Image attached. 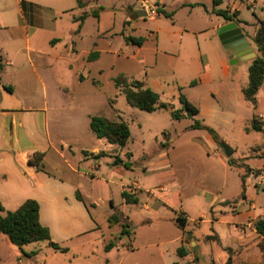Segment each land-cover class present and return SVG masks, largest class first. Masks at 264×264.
<instances>
[{"label": "rangeland", "instance_id": "1", "mask_svg": "<svg viewBox=\"0 0 264 264\" xmlns=\"http://www.w3.org/2000/svg\"><path fill=\"white\" fill-rule=\"evenodd\" d=\"M85 1L90 9L95 8L100 12V30L108 29L109 34L98 40L96 21L89 20L85 31L79 35L77 24L72 21L73 15L79 14L78 11L62 16L59 29L71 35L69 42L75 44L78 56L70 71L67 68L65 74H54L63 80V83L58 81L62 85L57 83L61 89L50 87L46 91L51 97L53 133L58 140H69L77 150H92L98 140L90 131L87 111L106 114L105 118L124 121L130 127L131 139L123 151L128 153L132 182L139 184L142 191L137 192L138 204L127 205L125 214L131 222L118 214L120 221L130 224V233L126 236L134 235L129 246L125 244L127 238L122 237V244L130 249L126 254H117L110 264H248L247 260L249 264H264L263 237L255 229V223L264 218V212L259 218H249L244 223V210L249 209L250 205L242 198L241 178L246 175V193L255 194V213H262L264 182L250 174L260 173L253 169L264 168V127L262 131H257L252 126L254 118L264 115V85L257 94V104L252 105L242 93L249 82L250 61H240L234 65L228 61L230 71L226 76L218 66L210 83H206L201 76V67L199 69L193 64L200 51L210 52L215 47L216 51L224 54L218 35L211 29L220 20L219 15L210 12L212 0H159L165 3L166 11L171 14H160L157 9L159 16L154 19L149 15L145 18L138 16L136 8L147 11L158 0H149L151 4L143 0ZM198 2H202L206 8L194 4ZM234 5L239 8V18L245 23L241 26L249 43L258 52L251 34L257 19L264 18V0H228V4L224 2L216 9L225 10ZM129 8L132 10L129 11ZM126 19L134 30L131 27L126 29L129 25ZM123 24L125 33L122 32ZM69 30L73 32L70 34ZM151 33L159 35L160 47L168 51L167 55H156L157 36H151ZM128 36L142 38L144 42L141 46L134 45L126 38ZM96 43L98 50L111 52H103L98 61L88 63L86 55L97 49ZM139 48L140 54L137 52ZM140 57H145V63ZM213 64L216 65L214 60ZM80 74L84 81H79ZM120 74L127 75L130 80L146 82L147 87L159 94L160 102L169 104L170 108H159L148 113L130 106L115 87L114 79ZM192 81H195L194 86L190 85ZM35 87L30 96L37 102L34 107L39 109L43 107L45 92L40 84ZM180 93L197 101L201 113L195 119H172L171 108H181ZM71 119H75L76 125H71ZM195 122L212 129L220 143L234 150L230 158L224 159L225 164L209 152L211 144L206 137L209 133L207 129L186 130ZM4 123L8 125V120ZM29 125L36 130L39 128L36 119H29ZM102 142L99 145L104 144ZM172 146L173 151L169 150ZM167 158L172 160L173 166L156 169ZM227 159L239 167L230 166ZM145 168L148 171L145 172ZM128 192L135 194L132 189ZM157 195L164 196L170 205L176 206L178 214L191 220L183 232L184 245L191 253L188 263L175 253L179 234L172 220L175 214L162 205L154 208L157 201L149 196ZM7 197L11 196H0V200L9 210L35 196H15L13 204L6 201ZM76 204L84 208L81 203ZM97 210V221L101 226H106L109 208L99 206ZM43 215L45 218L50 216L45 207ZM119 228V225H115L111 232L117 240L120 238ZM188 234L198 239L196 250H192L193 239H189ZM243 236H246L247 246L241 243ZM96 237L97 233H94L73 239L68 243L70 252L62 253L46 242L28 244L20 249L0 233V264H106L98 241L95 244L98 253L95 254L80 246L96 242Z\"/></svg>", "mask_w": 264, "mask_h": 264}, {"label": "crops", "instance_id": "2", "mask_svg": "<svg viewBox=\"0 0 264 264\" xmlns=\"http://www.w3.org/2000/svg\"><path fill=\"white\" fill-rule=\"evenodd\" d=\"M143 1L150 3L149 0ZM224 2L228 4V0H224ZM83 3L84 6L80 8L77 0H0V53L4 65L0 85V196H11L6 198V201L10 202L9 204H13L12 201L15 200V196H35L33 199L37 200L40 205V221L42 225L49 228L52 240L58 242V244L66 245L63 247L68 246V253L70 252L68 243L73 239H80L97 233L96 242H87L80 244V246L88 248L92 254H95L98 253V249L95 247L98 241L105 254L102 257L103 260L106 264H110L112 260H115L117 254L123 255L129 251L130 248L128 246L131 243V236L133 237L134 235L123 236L127 238L125 244H128V246L126 247L122 244V237L117 240L111 234L115 225L120 226L119 234H121L124 225L130 226V224L120 221L121 219L118 216V214L123 215L125 219L130 221L129 217L125 214L127 205L129 204L125 202L123 192L132 189L135 191L134 195L138 198L137 192L142 191V189L139 184L132 182L131 169L125 167V163L129 162L127 160L128 153H125L123 148L116 147L108 143L107 140L96 137L98 140L95 141L96 146L92 150H88L87 148L77 150L69 140L57 139L51 128V97L46 91L47 88L51 89L50 87L52 89H61L57 83L62 85L63 80L62 78L55 77L54 74L58 76L63 73L65 74L67 73V68L70 71L72 64L78 56L75 44L73 41L69 42L72 40L71 35L59 29V19L62 16L77 10L79 14H74L72 21L77 24L78 28V23L75 21L77 17L83 15L85 12L91 13L96 11L99 17L93 15L87 17L83 21L81 30L78 32L79 35L85 31L86 24L89 20L96 21L98 40L100 37H105L109 34L108 29L102 32L100 30V12L95 8L90 9L87 1L83 0ZM155 4L154 6L151 4V8L159 9L160 14L161 12L171 14L166 11L165 3L158 0ZM194 4L199 6L203 5L206 8V5L202 2ZM231 7H227L226 9L232 12H239V8L236 5ZM128 10L131 11L132 9L129 8ZM136 10H138V16L139 14H143L142 17H146L144 16V12H147L146 10H139L137 8ZM214 10L215 8L212 7L210 11L213 15L215 14ZM219 19L211 27L212 31L216 34L219 28L229 23V21L221 16ZM125 22L128 23L127 19ZM124 24L122 32H124ZM128 24L126 29L131 27L134 30V27L130 26V23ZM238 26L243 30L241 25ZM255 30L256 27L251 34L252 37L255 34ZM72 32L73 30H69L68 33L71 34ZM243 32L248 38L244 30ZM151 36L157 35L151 33ZM156 39V55H167L168 51L160 47L159 35ZM250 45L251 51H247V54L238 58V60L236 59L237 54L234 53V50L229 46L222 45L224 54L216 51L215 47L210 52L200 51L201 54L197 60H193V64L195 67H199V69L201 67V76L206 83H210L215 68L218 66L225 76L228 75L230 71L228 61L232 62V64L240 61H250L252 63L259 53L251 43ZM96 46L97 43L95 44ZM96 48V50L86 55L87 61L91 53L96 52L98 54V57L92 61V64L102 57L103 52H105L104 54L111 52L107 49L100 51L98 47ZM140 50L141 48L137 50L138 54H140ZM253 55H255V58ZM133 57H136V55ZM140 58H142V61L145 60V57ZM213 60L216 62V65L213 64ZM79 79V81L85 80L81 74ZM193 82L195 85V81H192L191 86H194L192 85ZM51 83L55 85H51ZM143 83L146 85V82ZM39 84L44 88V102L43 107L36 109L34 105L37 102L30 95L32 94L31 91L36 88L35 86ZM6 86L12 87L13 92H8L4 88ZM21 92L28 94L21 95ZM189 101L194 105L198 104L193 99H189ZM198 108L201 113L200 107ZM41 113H43V116H41ZM91 116L105 117L106 114L87 111L89 128ZM29 119H36L39 122V128L37 130L32 125H29ZM5 120H8V125L4 123ZM72 124L76 125L75 119H71ZM190 126L187 127V131L191 130L188 129ZM206 137L211 144L208 149L209 152H212L216 155L217 160L220 159L221 163L225 164L227 157L221 151L222 148L220 147L222 143L220 145L215 143L210 133ZM100 141H103L102 143L104 144L99 145ZM169 150L173 151V146ZM37 152L45 154L42 160V170H37L34 166L29 165L28 162L29 158ZM117 156L123 160V163L119 166L114 165ZM171 163L172 160L167 158L166 161L157 165L156 169L173 166ZM102 164L105 165L104 169L106 171H103ZM253 170H258L260 173L258 175L251 173L250 175H253L254 178L262 179L264 182V168H256ZM146 171L148 169L145 168ZM28 192L30 195H25ZM78 196H80V199ZM149 197L150 199L153 197L155 202L157 201V205H154V208L162 205L173 211L175 215L172 220L174 222L178 214L176 206L169 208L161 203L159 199L163 197L162 195ZM242 198L250 205L249 209L244 210V223L249 218H259L263 215L264 211L262 213H255L257 209L254 203V199L256 198L255 194L245 192V197L242 195ZM26 200L19 202L13 206V209L7 211H15ZM0 202L2 203L1 200ZM76 202L84 205V208H80ZM99 206L109 208L106 226H101L102 224L96 219V212ZM43 207L50 213V216L47 218L43 215ZM146 209H148V206H146ZM181 211L186 215L183 210ZM113 216L117 217L118 220L111 224L109 221ZM186 218L189 225L191 220L188 216ZM178 229V246L176 247L175 253L179 256L177 253L178 249L181 247L184 248L186 255L181 258L188 263L191 253L183 242V232L186 229L183 230L179 227ZM253 232H255V229ZM191 239H193L191 242L192 250H196L199 241L193 236ZM113 241H115V246L109 251H106V244ZM246 242V236H243L241 243L247 246ZM85 258L89 259L90 257L86 256ZM246 263L249 264L248 260Z\"/></svg>", "mask_w": 264, "mask_h": 264}, {"label": "trees", "instance_id": "3", "mask_svg": "<svg viewBox=\"0 0 264 264\" xmlns=\"http://www.w3.org/2000/svg\"><path fill=\"white\" fill-rule=\"evenodd\" d=\"M224 0H213V7L215 8L214 13L223 17L229 22H235L238 25L243 24L244 22L239 18V12L233 11L230 12L228 9H216L220 6ZM78 6L82 8L84 6L83 0H77ZM166 16V14L161 12ZM93 15L99 17L98 13H84L83 15L77 17L75 21L78 23L77 32L82 28L83 21ZM245 24V23H244ZM256 30L255 34L252 37V40L255 42L259 55L252 61V64L249 68V83L245 89H243V96L247 102L252 105L257 104V94L260 88L264 85V18L257 19L256 21ZM127 39L134 45L141 46L144 40L142 38L127 37ZM98 57L96 52L91 53L87 61L92 62ZM4 69L3 58L0 53V85H1V74ZM115 87L121 91L125 96L127 103L135 108H138L142 111L153 113L157 109H169L170 105L160 102V96L158 93L153 91L151 88L147 87L143 82L135 79H128L125 75L120 74L114 79ZM194 85V82L192 83ZM8 92L12 93L13 88L10 86L4 87ZM179 102L181 104L180 109L171 108V117L175 121H180L184 118L195 119L199 113V108L194 105L189 99L182 93H180ZM253 129L257 131H262L263 128L257 123L256 118L253 119ZM90 129L96 135L98 139H105L108 143L116 145L120 148H124L131 139V130L127 123L124 121H111L102 116H91L90 118ZM191 130L198 129H207L208 132L214 137L216 142L220 145V141L216 136L215 132L200 124L195 122L190 126ZM221 148V147H220ZM44 153H34L29 158V165L34 166L37 170H42V160L44 158ZM123 163V160L120 157H116L114 161L115 166H119ZM228 163L232 167L236 166L235 163L228 159ZM130 164L125 163V167L129 168ZM241 167V166H240ZM247 170H250L247 168ZM258 175V172L255 173ZM245 176L242 175L243 183V192L242 195L245 197ZM80 199V196H78ZM123 198L127 204H138L139 200L134 195L128 191L123 192ZM161 203L173 208L163 197L159 199ZM118 218L113 216L110 218V223L117 222ZM175 225L180 229H185L188 225V220L182 214H177L174 219ZM129 226L124 225L120 234V238L126 235H129ZM255 229L257 233L263 237L261 242L262 248L264 250V218L259 219L255 223ZM0 233L7 239L12 245L22 249L24 246L32 243L46 242L54 250L60 251L62 253H68L69 249L63 247L58 243H55L52 240L51 232L49 228L42 225L40 221V205L35 199H27L18 209L15 211H7L2 203L0 202ZM115 246V241L109 242L105 246V250L109 251ZM180 257H184L186 251L184 248H179L177 251ZM36 254V252H33ZM230 264V263H229Z\"/></svg>", "mask_w": 264, "mask_h": 264}, {"label": "water", "instance_id": "4", "mask_svg": "<svg viewBox=\"0 0 264 264\" xmlns=\"http://www.w3.org/2000/svg\"><path fill=\"white\" fill-rule=\"evenodd\" d=\"M139 16H143V14H139ZM144 16H147V12H144ZM217 34L223 46H229L232 50H234V53L237 54V60L238 58L245 56L247 51H251V45L248 42V38L245 36L243 30L237 23H227L219 28ZM253 56L255 58V55ZM221 148L227 158H230L234 154V150L224 143L221 144ZM188 238L191 239L192 235L188 234Z\"/></svg>", "mask_w": 264, "mask_h": 264}, {"label": "built area", "instance_id": "5", "mask_svg": "<svg viewBox=\"0 0 264 264\" xmlns=\"http://www.w3.org/2000/svg\"><path fill=\"white\" fill-rule=\"evenodd\" d=\"M147 15H149V18H156L158 16L157 13V8H151L147 9ZM258 124L263 128L264 127V115H259L258 119Z\"/></svg>", "mask_w": 264, "mask_h": 264}]
</instances>
